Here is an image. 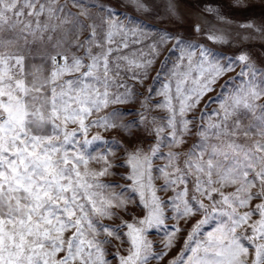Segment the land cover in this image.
Masks as SVG:
<instances>
[{"label": "snow or ice", "instance_id": "6c2138e0", "mask_svg": "<svg viewBox=\"0 0 264 264\" xmlns=\"http://www.w3.org/2000/svg\"><path fill=\"white\" fill-rule=\"evenodd\" d=\"M128 6L0 0V264H264V58L197 39L214 0Z\"/></svg>", "mask_w": 264, "mask_h": 264}, {"label": "rangeland", "instance_id": "374dc122", "mask_svg": "<svg viewBox=\"0 0 264 264\" xmlns=\"http://www.w3.org/2000/svg\"><path fill=\"white\" fill-rule=\"evenodd\" d=\"M61 3H64L65 0H60ZM87 3H103L106 5H110L111 7L117 9L118 14L121 16V19H123V13H129V14H135L134 10L128 6L129 5V0H86ZM158 2H164V0H158ZM178 4L180 5V10L182 13H187L189 9H191L192 5L197 2V0H177ZM203 2V0H201ZM215 3L221 5V12L223 15L227 16L232 23H227L224 21H219L216 20L212 16H208V23L204 25V28L211 27L212 25H215L217 30H223L226 35L229 36L230 38V43L229 44H211V42L207 41L205 37L203 36H198L197 39H200L202 42L209 43L210 46L218 49L221 52H225L228 54H231L232 52L236 51L240 47L246 48L249 53L251 54L253 60L256 61L258 65H261V60L264 58V40L260 39H248V40H243L242 37L243 35L250 33L252 30L251 29H243L239 25L241 23H244L245 21L252 20L255 23L259 24L264 18V0H246L248 7L246 8H236L232 6V0H214ZM71 8V5H69ZM72 11H78L75 8H71ZM206 16L208 14H205ZM187 27V25H185ZM132 47H139L137 45H133ZM170 47V46H169ZM82 54V52L80 53ZM162 58V57H161ZM264 66V65H262ZM156 67H159V62H157ZM239 72V69L236 70ZM155 73H153L154 75ZM229 75H235V73H230ZM151 82V81H149ZM131 83V81H130ZM223 83V81H221ZM219 87H217V92L219 91ZM157 99H160L157 97ZM123 107V106H121ZM212 107H217V105H212ZM154 115H163L164 113L160 110H156ZM134 117H126V119H133ZM93 131H101V134L104 135L106 138L116 135L118 137L123 138L122 133L120 132H103L101 129H94ZM196 137L193 135L192 137L187 138V143L184 145V149H187L191 146V144L195 141ZM167 151V150H165ZM155 165H161L164 163L163 160H156ZM114 171L117 172H122L125 171V169H115ZM106 180L110 181H118L119 183L122 184H127L129 183L128 181L120 180L119 177H106ZM163 183L162 180H157L156 184L159 186ZM191 187V185H189ZM119 191V189H117ZM172 193H160V195L163 198H167L170 196ZM205 203H208V201H205ZM132 211H136L137 214H142L139 213L138 209H135L133 206H129ZM121 215H124V213H120ZM125 219H131V217L125 215ZM104 223H110V224H116L119 223L118 220H105ZM172 222L169 221V224ZM155 242V246L157 247V250H159L160 247V240L162 238L161 235L156 234L153 232L150 237ZM113 243L116 244L118 247H120L121 252L123 253V247L121 246L119 241H116L113 239ZM115 249L111 248L109 246V252H113ZM174 253L170 254L169 257L166 259H170L171 255ZM109 259H111V256H109ZM113 264H115V261H113ZM149 264H157L156 261H150Z\"/></svg>", "mask_w": 264, "mask_h": 264}]
</instances>
